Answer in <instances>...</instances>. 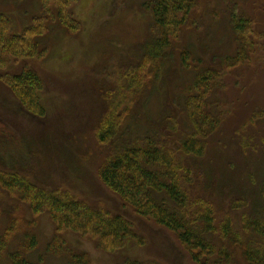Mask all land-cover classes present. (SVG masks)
<instances>
[{"label": "rangeland", "instance_id": "374dc122", "mask_svg": "<svg viewBox=\"0 0 264 264\" xmlns=\"http://www.w3.org/2000/svg\"><path fill=\"white\" fill-rule=\"evenodd\" d=\"M147 1L151 0H77L76 33H68L57 22L48 24L49 33L37 37L48 48L43 58H23L0 68V169L19 171L32 183L122 213L141 242L129 240L123 248L108 252L87 235L57 232L47 211L33 212L19 193L0 185L4 245L0 264H12L9 254L16 252L31 264H67L71 252H85L89 264H119L126 259L195 264L172 231L136 214L99 180L97 168L107 147L95 132L109 105L125 108L138 100L127 118L128 131L141 132L151 124L157 129L159 112L177 110V131L168 135L170 130L161 128L166 144L175 148L176 133L181 137L188 129L184 87L206 68L219 72L208 103L220 116V124L198 159L209 174L203 181L211 196L214 227L220 228L229 218L233 227L240 228L242 214L251 213L253 203L260 201L255 191L264 176V0H197L179 38L163 53L160 75L137 94L128 89L124 76L140 64L143 46L155 31L150 12L143 7ZM0 12L10 18L16 34L43 25L36 19L42 15L40 0H0ZM233 16L249 19L246 37L252 44L248 59L225 68L222 58L237 48ZM183 48L200 62L184 68L179 59ZM24 68L35 70L43 80L41 118L26 113L6 82L7 76ZM205 192L199 189L200 195ZM232 253V264H246L240 249Z\"/></svg>", "mask_w": 264, "mask_h": 264}, {"label": "trees", "instance_id": "16d2710c", "mask_svg": "<svg viewBox=\"0 0 264 264\" xmlns=\"http://www.w3.org/2000/svg\"><path fill=\"white\" fill-rule=\"evenodd\" d=\"M40 2L42 15L36 19L43 25L29 26L20 34L13 33L10 18L0 12V68L23 58H43L48 48L41 46L37 37L43 36L46 31L49 33L50 24L57 22L70 34L80 29V22L73 13L77 0ZM196 2L151 0L143 3V7L150 12L155 31L150 28L151 37L143 46L140 64L128 69L131 72H126L124 76L128 89L139 94L143 87L156 81L164 67V51L171 47L172 40L179 38ZM248 22L246 17L233 16L237 48L235 54L222 58L225 68L248 59L252 44L246 37ZM179 59L184 68H189L194 61L200 62L192 57L187 48L180 51ZM218 76L216 69L206 68L197 72L185 85L182 107L188 131L181 137L180 133H176V139L172 141L175 148L166 144V135L161 128L165 126L170 130L168 135L177 131V110L168 109L165 114L166 108L163 114L159 112L157 129H152L151 124L144 131L133 134L128 131L130 125L127 118L138 100L125 108H121L120 104L109 105L96 125V138L107 147L97 175L136 214L172 231L195 264H232L235 248L240 249L246 264H264V176L255 191L261 199L253 203L251 213L242 214L240 228L233 227L229 218L224 219L218 229L213 223L211 196L203 181L204 174L207 178L209 174L198 159L206 153L207 139L220 124V116L212 111L208 103ZM6 82L26 113L37 118L45 115L40 100L43 80L35 70L24 68L7 76ZM122 92L127 94L126 88ZM0 185L10 192L19 193L33 212L47 211L57 232L70 230L87 235L108 252L123 248L129 240L141 242L142 238H137L132 223L122 213H113L59 190L32 183L19 171L0 169ZM201 187L206 190L204 196L199 194ZM242 203L245 205L246 201L242 200ZM58 237L55 235L54 239ZM3 248L0 238V253ZM9 257L12 264H31L17 252L10 253ZM67 264H89V258L85 252H71ZM119 264L147 263L126 259Z\"/></svg>", "mask_w": 264, "mask_h": 264}]
</instances>
